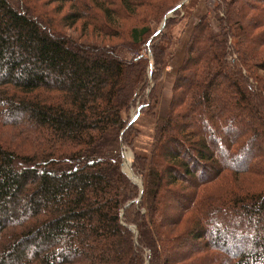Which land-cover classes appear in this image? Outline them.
Segmentation results:
<instances>
[{
	"label": "trees",
	"instance_id": "obj_1",
	"mask_svg": "<svg viewBox=\"0 0 264 264\" xmlns=\"http://www.w3.org/2000/svg\"><path fill=\"white\" fill-rule=\"evenodd\" d=\"M180 2L0 0V264H264V0Z\"/></svg>",
	"mask_w": 264,
	"mask_h": 264
},
{
	"label": "rangeland",
	"instance_id": "obj_2",
	"mask_svg": "<svg viewBox=\"0 0 264 264\" xmlns=\"http://www.w3.org/2000/svg\"><path fill=\"white\" fill-rule=\"evenodd\" d=\"M12 1L14 2V0H12ZM186 1H188V0H181L180 3H185ZM198 1H201V0H198ZM203 1L205 2V5H204L205 7L209 8V9L212 8V3H214L212 0H203ZM68 8H69V5L66 6V10L63 11L62 15L69 12ZM213 24H214L213 26H217L216 23H213ZM124 25H127V23H124ZM159 27L160 26H158V27L153 26L154 30H156V31L160 30ZM80 29H81V25H78V28H76L75 31L69 30L67 33L74 38H79L80 37L79 30ZM89 31H91V29ZM80 40L81 41L83 40L84 43L86 42V41H84L86 39H80ZM88 40L94 41V42H89V43L97 44V42L95 40H93L92 38L88 39ZM125 42H126L125 38H124V40H115V38H114V39L106 40L102 44H104V45H118L120 47L119 48V54L122 58L129 59V58H132L133 56L145 55L143 47H140L138 49V53H137L138 55L136 53H131V50H134L135 48L126 45ZM98 44H101V42L100 43L98 42ZM169 72H170L169 68H165L163 76H167ZM164 80H165V77L162 78L161 84L165 85V90H166V88L170 87L171 84H169V86H168L167 83L164 82ZM149 83L150 84L152 83L151 80H149ZM168 104H169V98L167 96H163L160 98V100L158 101V104H157V108H156L157 109V117L163 118L165 116ZM127 115H128L130 120L132 119L133 116H136V119L134 120V124H135V128H137L139 130L140 134L137 138L134 139V143H133L134 144V151H132L131 149H129L126 146H122V156H123L122 157L123 158L122 159V170L126 175L131 177V180L135 185H137L139 188H142L141 177L138 175H135L138 180L133 178L131 176V172H130L131 168L130 167H131V163L133 161L134 154L148 155L150 153L152 137H153V132H154V120H152L151 118L146 116L143 112L138 113L136 108H133L129 112V114H127ZM3 137H4L3 141H7L8 143H12L11 141L13 139L11 138L9 133L4 134ZM9 137L12 140H10ZM129 168H130V171H129ZM197 177H198V175H197ZM178 186L183 187V189L182 188L177 189L178 193H180L179 194L180 196H184L189 191H191V188H188V185H186V184H180ZM186 196L183 199L180 198L181 203L185 204L187 202L186 198L188 196L187 197ZM171 204H173V203L170 202V200L167 198V195H165V193L163 191L161 200H159V207H160V210L162 212L169 214V216H170L169 220H172L174 218L173 214L176 212V209H177V208L172 207ZM213 225H215V224H213ZM171 228H172L171 233L173 236L180 235V234L184 233V229H185L183 226H181V227L171 226ZM171 228L169 227L170 230H171ZM132 230H134V229H132ZM210 238L212 239V234L209 235V239ZM192 250H193V248L191 246H189V247H181L175 251H176V253H178V252L187 253V252L192 251Z\"/></svg>",
	"mask_w": 264,
	"mask_h": 264
},
{
	"label": "water",
	"instance_id": "obj_3",
	"mask_svg": "<svg viewBox=\"0 0 264 264\" xmlns=\"http://www.w3.org/2000/svg\"><path fill=\"white\" fill-rule=\"evenodd\" d=\"M138 113H139V112H138ZM135 119H136V116H133L132 119L130 120V123H133ZM127 176H128V175H127ZM128 177L131 179L130 176H128ZM131 229H132V228H131Z\"/></svg>",
	"mask_w": 264,
	"mask_h": 264
},
{
	"label": "built area",
	"instance_id": "obj_4",
	"mask_svg": "<svg viewBox=\"0 0 264 264\" xmlns=\"http://www.w3.org/2000/svg\"><path fill=\"white\" fill-rule=\"evenodd\" d=\"M213 2H215L216 0H212ZM211 4V3H210Z\"/></svg>",
	"mask_w": 264,
	"mask_h": 264
},
{
	"label": "bare ground",
	"instance_id": "obj_5",
	"mask_svg": "<svg viewBox=\"0 0 264 264\" xmlns=\"http://www.w3.org/2000/svg\"><path fill=\"white\" fill-rule=\"evenodd\" d=\"M129 171H130V168H129Z\"/></svg>",
	"mask_w": 264,
	"mask_h": 264
}]
</instances>
